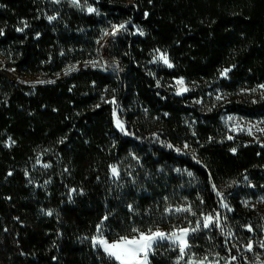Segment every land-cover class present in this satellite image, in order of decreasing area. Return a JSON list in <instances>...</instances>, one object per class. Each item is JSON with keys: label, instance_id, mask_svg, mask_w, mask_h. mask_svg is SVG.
<instances>
[{"label": "trees", "instance_id": "16d2710c", "mask_svg": "<svg viewBox=\"0 0 264 264\" xmlns=\"http://www.w3.org/2000/svg\"><path fill=\"white\" fill-rule=\"evenodd\" d=\"M120 24L104 45L117 71L33 88L0 70V264H119L93 245L97 232L117 240L198 221L194 255L255 264L264 141L229 139L223 117L264 118V97L235 95L264 85V0H0V57L23 73H58L96 58ZM176 78L196 86L178 94ZM220 91L230 95L197 102ZM180 255L161 240L149 264Z\"/></svg>", "mask_w": 264, "mask_h": 264}, {"label": "rangeland", "instance_id": "374dc122", "mask_svg": "<svg viewBox=\"0 0 264 264\" xmlns=\"http://www.w3.org/2000/svg\"><path fill=\"white\" fill-rule=\"evenodd\" d=\"M118 25H114L110 30L106 31L103 39L99 42L100 48L99 52L96 58L91 59V60H86V61H81L77 62L74 64L69 65L67 68L62 70L61 72L58 73H53V74H27L20 72L14 68L8 67L5 65L3 60L0 57V70L5 74L9 79L13 80L19 85H26V86H31V87H36L39 85L43 84H51V83H56L64 78L68 77L70 74L80 71L83 69H102V70H114L117 71L120 69V65L111 59H109L104 52V45L109 41L111 37L116 35L118 32H120L123 29L116 30V27ZM107 33V34H106ZM161 54H165L161 51L156 53V59L161 62L162 64L163 61L159 60L158 57ZM166 55V54H165ZM167 66L166 64H164ZM183 79V87L188 89L187 91L180 92V88L182 87L180 84H177V81ZM171 85L175 88L176 92L184 94L192 91L195 88V82H191L186 80L185 78H176L173 80ZM230 94H227L225 92H218L216 94H208L207 96L201 97L197 102L204 108H209L212 105L219 103L223 100H225ZM236 96L245 98V99H250V100H256L259 97H264V87L260 86H255L252 88H244L237 92L235 94ZM234 96V95H231ZM219 97V99L217 98ZM223 122L225 125V128L227 130V133L230 137H234L236 135H241V136H246L251 140L254 141H264V118L262 119H250L246 118L237 114H228L223 117ZM250 130V131H249ZM251 205L253 208H255V211L257 214L260 216L261 220V228L259 229V232L256 234L255 242H257L260 246V250H257L255 253V264H264V247H261V244L264 243V197H259L255 200L251 201ZM178 208H188L187 206H181ZM199 225H200V221ZM197 226H188V227H182V228H176L173 230H164L162 228H156L159 229L165 233H172L174 231H177L178 229H183V228H196ZM156 229H152V231H155ZM146 231L145 233H147ZM192 233L190 231L188 233L187 239L189 240V236ZM98 236H103V238L107 239L109 242L117 241V240H109L102 232H97L96 235L93 237H98ZM136 236V235H134ZM128 238H132L133 236H126ZM172 242L174 245L178 246L177 243H174L172 240H168L167 238L163 239ZM161 241V240H158ZM157 241V242H158ZM155 242L154 245L157 243ZM189 244V241H188ZM153 245V248H154ZM99 246V245H98ZM103 249L102 246H99ZM179 247V246H178ZM153 248L151 251L148 253V264H149V257L150 254L153 251ZM253 248V247H252ZM207 259L205 260V264H231L230 261L227 259L221 258L218 255H212V256H205ZM205 257H197L194 255L190 248L186 250V253L184 254V257L182 259V264H188V262L191 260L193 262H198Z\"/></svg>", "mask_w": 264, "mask_h": 264}, {"label": "snow or ice", "instance_id": "6c2138e0", "mask_svg": "<svg viewBox=\"0 0 264 264\" xmlns=\"http://www.w3.org/2000/svg\"><path fill=\"white\" fill-rule=\"evenodd\" d=\"M72 3L74 5L79 6V0H72ZM87 11L89 13L95 12L96 9L93 7H88ZM147 15V13L145 14ZM49 20L55 19V17H48ZM125 24H120L116 27V30L119 29H124ZM18 31H23V29H18ZM139 31V30H138ZM0 34H2V30H0ZM107 34V33H106ZM141 35H143V32H140ZM159 60L163 61L164 64H166L168 67H172L171 63L169 62V59L167 55L161 54L158 57ZM231 71L230 68H225L221 71L220 75L223 77H226L228 72ZM177 84H180L181 86L183 85V79H180L177 81ZM261 87H264V85H261ZM188 89L184 88L183 86L180 88V92L187 91ZM179 94V93H178ZM219 99V97H217ZM115 115V111L113 113ZM116 126L121 130L124 131L123 124L119 121V119L116 120ZM250 131V130H249ZM231 139V137H229ZM187 147V146H185ZM179 151V150H178ZM233 152H235V149H232ZM111 172L113 176H118L119 171L116 166L111 167ZM191 175V173H189ZM215 188V185H213ZM74 191V190H73ZM166 211H171V209H166ZM176 212H181V211H191L190 207L189 208H176ZM51 215V212L48 213ZM107 219V217H105ZM218 220V217L215 218ZM214 217L211 215L205 216L204 217V223L203 227L208 228L210 224L213 222ZM99 225L97 226V230L99 231ZM199 222L197 223L196 228L188 229V228H183V229H178L177 231H174L172 233H165L159 229H156L155 231H152L151 229L145 233L141 232L138 229H133V232H136L137 235L133 236L132 238L128 237H120L119 240L109 242L107 239L103 238V236H98L93 238V245L94 246H102L104 252L112 259L115 261L119 262V264H148V253L149 251L152 250L153 245L155 242L158 240H163L167 238L168 240H172L174 243H177L179 246V251L181 253L179 259H183L184 254L186 253V250L190 248V245L188 244V233L190 231L195 232L197 228H199ZM249 230H251V227L249 226ZM230 235V233H229ZM248 249H252V244L249 243L247 245ZM261 247H264V243L261 244ZM179 259L177 264H179ZM207 258L205 257L204 259L198 261V262H193L189 261L188 264H205V260ZM232 260H235L236 257L233 256L231 258Z\"/></svg>", "mask_w": 264, "mask_h": 264}]
</instances>
